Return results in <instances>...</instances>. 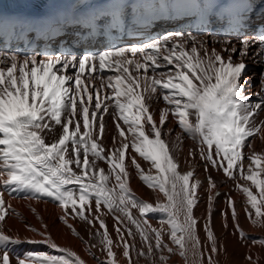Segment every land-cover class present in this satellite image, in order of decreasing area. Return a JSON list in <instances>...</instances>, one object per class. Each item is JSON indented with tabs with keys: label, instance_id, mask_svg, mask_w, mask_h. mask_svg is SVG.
Wrapping results in <instances>:
<instances>
[{
	"label": "snow or ice",
	"instance_id": "snow-or-ice-1",
	"mask_svg": "<svg viewBox=\"0 0 264 264\" xmlns=\"http://www.w3.org/2000/svg\"><path fill=\"white\" fill-rule=\"evenodd\" d=\"M110 15L103 34L111 41L109 29L121 26L123 19L118 11ZM102 18L94 15L84 20L89 36L100 31ZM133 18L135 25L140 19L135 8ZM235 34L240 39L234 41L232 32L212 34L219 48L208 46L206 31L178 30L139 45L109 43L103 51L82 49L81 54L41 57L0 50V186L10 194L24 193L28 200L57 204L63 213L59 219L78 237L67 218L84 221L90 226L89 235L99 237L104 253L100 264H119L116 247L123 249L128 264H136L131 255L135 244L128 239L136 235L141 241L137 257L147 264H168L173 255L183 258L184 264H205V255L207 264H220L216 256L226 253L227 246L219 244L210 226L219 195L210 169L227 179L239 176L250 182L237 181L236 188L246 198L244 211L251 224L264 227V152L253 150L250 142L256 136L264 140V120H256L264 111V31L253 36L240 30ZM253 45L257 46L255 62L262 67L259 90L253 94L256 102L245 95V58ZM161 101L163 107H154ZM106 115L115 128L109 147L104 145ZM170 121L179 131L166 127ZM185 136L196 144L189 156L198 154L208 173L203 228L207 254L202 251L194 214L202 182L194 167L179 171L175 156ZM141 159L150 165L147 169ZM130 169L164 199L157 198L153 204L136 196ZM229 210L234 232L246 239L231 196L221 215L227 217ZM10 211L15 210L0 192V264H12L10 248L24 243L47 245L60 254L27 252L16 257V264H86L75 251L57 245L47 225L42 232L25 225L42 237L39 240L8 234L3 225ZM150 213L164 214L159 227L147 219ZM109 214L116 222L117 240L104 219ZM84 243L89 251L96 247ZM253 243L264 247V239ZM245 259L258 264L250 255Z\"/></svg>",
	"mask_w": 264,
	"mask_h": 264
},
{
	"label": "bare ground",
	"instance_id": "bare-ground-1",
	"mask_svg": "<svg viewBox=\"0 0 264 264\" xmlns=\"http://www.w3.org/2000/svg\"><path fill=\"white\" fill-rule=\"evenodd\" d=\"M264 23V19H263ZM178 31L183 30L187 31L184 25H180L179 27L175 26L173 28H165L162 32H160L159 36L168 31ZM264 31V30H263ZM209 36L207 37V42L209 47H217L219 48V44H214L211 40L210 36L211 32H208ZM246 36H253L248 34H243ZM31 42H35V46L37 49L29 52L27 55L37 54L38 56H44L43 48H45L44 42L42 40H36L34 36H28ZM61 43H66L69 47L75 48L79 45H82L84 42L93 43V38L81 39L76 38L68 33H64L61 37ZM233 39H240L239 35L233 34ZM144 43V42H143ZM142 44V43H141ZM24 43L22 42L19 46L22 47ZM239 47V45H237ZM0 50H5L1 47ZM257 51V46L253 45L252 49L249 52V55L245 58V63L247 65V71L245 73V79L248 83L245 86V95L250 98L252 102H256V97L253 95L259 90L260 86V74L262 71V67L259 63L255 62L256 57L255 53ZM41 53V54H40ZM234 58H237L234 56ZM163 102L161 101L159 104L154 105V107L159 108L163 107ZM158 120V113L156 116ZM107 122V133L104 137V145L105 147H109L112 143V135L115 133L114 123L111 116H105ZM256 120H264V111L259 112L256 116ZM166 127L175 128L176 131H179V128L176 127L175 122H168ZM170 139H175V132L172 134ZM250 142L252 143L253 150L257 152H264V140H261L259 136L255 138H250ZM196 148V144L193 140L184 137L182 142V146L180 150L175 153V156L179 162V171L184 172L189 170L190 168H195L196 170V178L201 180L202 187L199 190V201L198 205L194 210V214L199 222L198 233L201 239L202 251L207 254L209 251V245L206 241V234L203 231L204 224L207 222L206 216V207H207V193L205 192V188L207 187L206 176L208 173L205 172L204 162L200 160L199 155L197 154L195 158L189 156V151ZM245 153L249 152V149H244ZM142 167L147 169L150 165L144 162L142 159L140 160ZM249 161L247 158L244 160L245 167ZM106 167V165H101ZM132 171V176L130 180V186L136 196L140 197L143 200H147L153 204L156 203L157 198L163 200L164 197L158 192H154L147 188L142 181L137 177L135 171ZM155 170H153L154 172ZM210 174L217 182L216 191L219 193L216 196L211 216V227L218 237L219 244L221 246H227V252L221 251L216 259L219 260L220 264H248V260L245 259L246 256H251L253 260H256L258 264H264V247H262L259 243H253L254 240L259 241L264 239V227L253 226L250 220L246 217V213L244 211L246 205V198L244 194L236 188L237 181L240 184H247L250 182H246L243 179H240L239 176L237 180L227 179L223 176L222 172L218 173L215 169H210ZM253 191L256 192V189L253 187ZM0 192L3 193V198L6 202H9L12 206V209L15 211H10L8 216L6 217V223H4V228L10 235L19 234V236L30 239H42L37 232H32L25 225H30L32 228L38 229L39 231H44V225H47V232L51 235V238L55 241L57 245L63 248H69L70 250L75 251L85 262L86 264H100V261L104 259V253L100 251L99 237L90 236L89 230L90 226L87 225L84 221L80 220L78 217L69 216L68 224L73 225L76 231L79 233V237L69 229L60 219L59 217L63 214L60 207L52 203L51 201H36V200H28L23 198L24 193L13 192L9 193V190L0 186ZM231 196L235 201V207L238 212L239 224L240 227L244 230L246 234V239H240L239 235L233 230V221L231 218L230 210L228 211L227 217L221 215L222 211L226 208V200ZM35 208L36 212L34 213L32 209ZM133 214L138 215L136 209H133ZM104 219L106 221L108 231L111 234L113 240H117V234L115 232L114 224L116 223L112 217V215H105ZM147 219L150 221L153 227H159V221L161 219H165L164 214L156 213V214H148ZM226 224V227L224 226ZM96 227H99L98 223ZM167 227V226H166ZM95 229H92L94 231ZM125 235H127L125 233ZM130 242V237L128 238ZM165 241L168 242V237H164ZM84 241H88L91 245H96V247L92 248L89 251L88 245L84 243ZM134 250L136 254L134 253ZM116 252L117 260L119 264H128L127 260L123 257L122 252L123 249L120 247L114 248ZM27 252H45L58 255L60 254L57 250H49L47 245H32V244H21L18 246H13L10 248V256L12 258V264H16V257L23 255ZM132 258L136 261V264H143L145 258L137 257L136 248L132 250ZM97 257L99 259H97ZM205 264H207L206 255L204 257ZM168 264H184L183 258L178 255H173L170 257Z\"/></svg>",
	"mask_w": 264,
	"mask_h": 264
},
{
	"label": "rangeland",
	"instance_id": "rangeland-1",
	"mask_svg": "<svg viewBox=\"0 0 264 264\" xmlns=\"http://www.w3.org/2000/svg\"><path fill=\"white\" fill-rule=\"evenodd\" d=\"M131 227H133V231L135 232V228H134V226H131ZM166 227V226H165ZM167 236V235H166ZM96 238H98L97 236H96ZM131 239V241H133V243L135 244V248H136V251H137V249H139L140 247H141V241H140V237H139V235H136L135 236V238H134V240H133V238H130ZM134 253L136 254V252H135V250H134ZM143 264H147V261L145 260L144 262H143Z\"/></svg>",
	"mask_w": 264,
	"mask_h": 264
}]
</instances>
